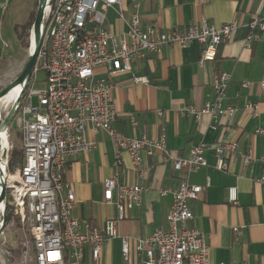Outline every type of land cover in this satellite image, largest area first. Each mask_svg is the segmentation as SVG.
<instances>
[{"label":"built area","instance_id":"2783aa9c","mask_svg":"<svg viewBox=\"0 0 264 264\" xmlns=\"http://www.w3.org/2000/svg\"><path fill=\"white\" fill-rule=\"evenodd\" d=\"M0 8L4 10L5 5L0 3ZM110 10L125 25L120 35L106 27ZM245 27L247 35L243 43L249 48L251 43L264 38V12L253 16ZM238 28L236 22L217 27L201 19L183 31L161 32L156 28L142 29L137 12L126 16L121 0H46L41 44L17 108L22 162L11 171L8 169L12 145L7 132V153L1 161L3 172L0 168V179L5 187L0 215L2 217L6 206L9 207L13 217L28 232L30 264H66L67 261L80 264L84 247L90 248L92 260L97 261L104 243L118 237L117 225L124 219L125 211L138 208L142 194L154 189L148 184L122 183V155L128 156L137 178L144 181L148 168L142 165L143 154L150 157L155 153L160 154L162 164L170 162L173 170L180 174L175 189L158 190L162 197L172 196L166 227L144 238L123 237L121 257L128 261L132 243L141 264H209L207 237L192 226L190 203L198 201L210 183L207 179L204 187L190 184L187 175L207 166L206 151L215 159L214 169L226 172L227 159L238 151V143L199 144L191 149L189 158H181L167 149L163 139H149L144 134L127 137L117 132L112 127L117 113L111 100L110 78L130 73L134 84H147L145 77L132 73L134 63L149 56L159 57L165 48L184 49L192 43L200 47V64L211 62L217 48L229 41ZM39 72L44 74V87L35 89ZM100 72L104 75L98 76ZM229 81L230 75L225 72L213 76V100L199 110L188 107L182 115L195 120L202 115H209L215 121L218 116L232 118L235 109L223 107ZM249 86L250 83H242L244 88ZM258 86L264 93V78ZM245 109L253 118L258 116L255 104L248 103ZM130 125L133 130L137 127L133 119ZM88 131L104 132L112 144L113 174L103 182V202L115 208L116 217L102 228L84 225L82 232L80 223L71 215L76 198L72 188L63 182V173L70 161L95 148V143L87 137ZM255 134L264 138V129L257 128ZM253 161L251 153L243 158L245 165ZM255 182L264 189V175ZM227 201L237 203L235 187L227 189ZM2 253L9 255L4 249Z\"/></svg>","mask_w":264,"mask_h":264},{"label":"crops","instance_id":"0c3cea01","mask_svg":"<svg viewBox=\"0 0 264 264\" xmlns=\"http://www.w3.org/2000/svg\"><path fill=\"white\" fill-rule=\"evenodd\" d=\"M8 0H0L5 5ZM125 15L136 11L142 29L156 28L161 32L183 31L205 19L210 25L221 26L236 22L239 28L230 40L218 47L215 60L200 64V47L192 43L182 49L165 48L159 57L149 56L132 65V73L145 77L147 84H134L130 73L110 78L113 85L111 100L117 116L112 127L119 133L133 137L144 134L149 139H163L176 157L189 158L193 147L221 142H237L238 151L227 159V171L214 169L215 159L205 152L206 167L187 175L188 182L205 188L199 200L190 203L193 227L207 237L209 264H264V189L255 179L264 175V138L256 135L264 129V93L258 82L264 78V38L247 48L245 24L264 12V0H121ZM4 9V11H5ZM3 10L0 8V17ZM16 25V24H15ZM106 27L116 35L125 31L124 23L113 11L106 15ZM220 72L230 75L223 107L235 109L232 118L209 115L195 120L182 115L188 107L201 109L213 100L211 81ZM102 72L98 76H103ZM250 83L247 88L242 83ZM257 106L253 118L246 104ZM159 113H161L159 115ZM137 123L135 130L130 125ZM216 129L212 130L211 127ZM95 148L70 161L63 173V182L69 185L76 198L72 218L89 228H102L116 217L113 206L103 202V182L113 174V148L104 132H87ZM251 153L253 162L243 164ZM121 181L124 184L151 185L144 192L140 206L125 211L118 223V237L104 243L99 258L93 261L90 248L84 247L80 264H141L130 243L129 259L121 257L123 237L144 238L157 229H165L172 196H160L158 190L175 189L180 174L172 164L160 162V154H143L142 165L148 168L144 181L137 178L136 170L126 154L122 155ZM235 187L237 203L227 201V189ZM238 232H233V229ZM66 264H74L67 261Z\"/></svg>","mask_w":264,"mask_h":264},{"label":"rangeland","instance_id":"374dc122","mask_svg":"<svg viewBox=\"0 0 264 264\" xmlns=\"http://www.w3.org/2000/svg\"><path fill=\"white\" fill-rule=\"evenodd\" d=\"M37 9V0H8L5 11L1 12L0 17V90L7 87L20 74L27 61L30 52V31L27 40L24 38L20 44L14 33V25L22 24L28 17L34 15ZM44 74L39 72L36 75L35 89H42ZM33 104L36 106V99L33 98ZM12 103L6 111L1 109V119L9 113ZM16 110L12 122L10 123L5 137L9 144L12 145V150L20 152V120ZM10 152V154H11ZM10 157V155H9ZM11 171V170H10ZM12 214V212H11ZM2 217L0 215V221ZM10 247V248H9ZM6 250L9 255L2 253ZM30 237L24 227L20 225L17 218L13 215L10 221L4 225V229L0 235V264H30L29 259L32 256L30 250ZM4 261V262H3Z\"/></svg>","mask_w":264,"mask_h":264},{"label":"water","instance_id":"95a60500","mask_svg":"<svg viewBox=\"0 0 264 264\" xmlns=\"http://www.w3.org/2000/svg\"><path fill=\"white\" fill-rule=\"evenodd\" d=\"M45 2H46V0H37L36 14H35V18H34V21H33V24H32L31 30H30V46H29V49L31 48V37L33 38V49L28 54V58H27V61L24 65V68L22 69V71L16 77V79L14 81H12L4 89L0 90V98H2L14 86L19 85V84H23L19 97L12 104L9 113L4 117V121L0 123L1 125L6 126L7 129L13 120V117L15 115L17 108H18L20 99H21L23 92H24V89L26 87L27 81L29 80V78L31 76L32 70H33L35 62H36V57H37L38 50H39V47L41 44V25H42L43 10L45 7ZM0 152H1V136H0ZM6 153H7L6 149H3L2 152L0 153L1 154L0 155V163H1V161H3L5 159ZM4 200H5V187H4L3 182L0 179V204L3 203ZM4 225H5V218H4V214H3L2 220H1V225H0V235L4 229Z\"/></svg>","mask_w":264,"mask_h":264},{"label":"trees","instance_id":"16d2710c","mask_svg":"<svg viewBox=\"0 0 264 264\" xmlns=\"http://www.w3.org/2000/svg\"><path fill=\"white\" fill-rule=\"evenodd\" d=\"M35 12L34 15L31 17V13L29 14L30 17H28L22 24L20 25H14L13 30L16 35V38L20 42V44L23 43L24 38L27 40L28 33L31 30L34 18H35ZM218 50V48H217ZM216 58V55L214 57V60ZM20 139H21V133H20ZM22 162V150L20 152H17L16 150H13L10 154L9 161H8V169L12 170L16 166H19ZM12 214L9 207L6 206L5 212H4V218H5V224H7L10 221ZM10 248V247H9Z\"/></svg>","mask_w":264,"mask_h":264},{"label":"bare ground","instance_id":"6f19581e","mask_svg":"<svg viewBox=\"0 0 264 264\" xmlns=\"http://www.w3.org/2000/svg\"><path fill=\"white\" fill-rule=\"evenodd\" d=\"M32 49H33V38L31 37L30 52L32 51ZM22 85L23 84H19V85L14 86L12 89H10V91L6 95H4L2 98H0V123L4 121V120L2 121V119H1V109L3 111H6L9 108V106L11 105V103L13 104L14 101L17 100V98L19 97L20 92L22 90ZM0 129H1L0 130L1 147L3 149H5V147L7 146V140H6V137H5V133L7 131V128H6V126L1 125ZM0 168H1V171L3 172L4 164L0 163ZM0 209H2V205L1 204H0Z\"/></svg>","mask_w":264,"mask_h":264}]
</instances>
